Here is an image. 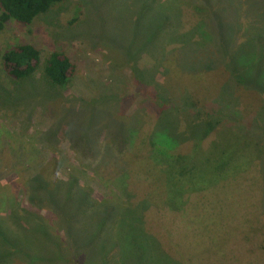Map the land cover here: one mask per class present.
<instances>
[{
	"label": "rangeland",
	"instance_id": "rangeland-1",
	"mask_svg": "<svg viewBox=\"0 0 264 264\" xmlns=\"http://www.w3.org/2000/svg\"><path fill=\"white\" fill-rule=\"evenodd\" d=\"M18 43L37 48L42 63L51 52L65 54L75 75L64 87L52 86L41 68L11 80L1 56ZM205 46L228 74L206 117L195 115L187 92L170 99L164 86L167 76V85L202 95L220 81L222 72L166 69L169 53ZM238 86L261 99L250 125ZM222 128L230 130L218 136ZM232 130L264 146V0H65L29 27L8 23L0 31V183L15 197L0 199V237L20 253H0V264H264V154L236 176L210 181L244 142ZM213 140L225 145L217 163L203 160L190 181L179 178L186 184L175 209L154 205L177 190L164 184L177 171L163 175L154 164L191 165L190 157L164 161L154 145L187 156ZM50 159L59 164L58 211L43 190L25 186ZM84 184L97 204L79 191ZM30 207L50 229L34 233L24 219L16 228L5 218Z\"/></svg>",
	"mask_w": 264,
	"mask_h": 264
},
{
	"label": "trees",
	"instance_id": "trees-1",
	"mask_svg": "<svg viewBox=\"0 0 264 264\" xmlns=\"http://www.w3.org/2000/svg\"><path fill=\"white\" fill-rule=\"evenodd\" d=\"M64 1L65 0H0V31L5 29L6 25L10 22L16 23L21 27H29L39 16L48 13L51 9L60 5ZM187 6H190V8L193 7L191 8L192 11H194L198 16L199 14H201L200 17L205 16V14L207 13V11L202 7H197L193 4H189ZM186 58L187 60H185ZM179 59L183 62L184 65L180 64ZM164 62L166 63V69H169L168 73L171 72L174 67L179 68L180 71H188L187 73H193L198 70V72L209 74V76L219 74L220 72L223 73L224 77L218 82L215 81V83L211 87H208L207 92L202 91V95L197 94L192 88L188 89L187 87L183 91H181L179 88H177V86L174 85L173 82L172 84L167 85L166 81L167 79L169 80V78L167 76V79L165 78L166 80L164 86L166 89H164L167 91L170 99H172L173 97H180L181 94L187 92V94L191 98L192 104L197 108V110H199V112H197L195 115L206 117V114L209 112V105L216 101L221 95L222 87L225 85L228 76L227 72L223 70V67L221 68L218 57L215 55L210 46L199 48L194 51L193 54L191 53L190 55L175 50L164 57ZM1 64L4 74L13 81H21L27 79L28 77L33 75L39 68H41V71L45 78H47L49 83L55 87H64L76 73L75 65L65 54L56 51L51 52L42 63L40 51L33 45L26 43H18L15 46L4 51L1 56ZM213 86H215L216 89L214 91H211L212 93L207 94L210 92ZM234 92L236 96L240 99L243 117H245V119L248 121V124L250 125L252 120L251 117H254V113L261 104V99L257 92V94H255L253 91H243L241 86L235 87ZM189 128H191V125L188 126L187 130ZM224 129L225 128H222V131L218 133V136L223 134V132L230 130ZM230 132H235L239 134L238 137L241 138L244 142L242 143V146H240L241 148H239L237 144V147L234 150V154L232 155L230 161L226 163L218 162L219 169L215 168L211 171L210 181L212 184V181L221 182V180H223L224 178L236 176L244 170L242 164L247 162L248 164H250L251 162L261 158V156L264 154L263 144L259 143L254 138L248 137L243 133L236 132L234 130ZM214 141L215 140H213L206 149H203L201 146L195 145V150H193L190 155L187 153V156H181L180 154H175L174 152L160 145H154L152 151L155 150L157 151V154L163 155L164 161H170L173 163L175 160H185L189 157V161H191V165L184 171L182 168L176 169L173 167H160V163L156 160V166L154 164V167H157L156 169H161L163 175L166 173V171H168L169 173L177 171V174H175V180L171 181L169 178L164 182V184L172 183L174 186H176L177 190L176 196H173V200H168V202L167 200L161 202H158V200H156L155 203L153 202L154 205L160 207L168 206V210L175 209V207L172 206L175 204L176 201L182 200L181 197L184 193L182 188L186 184V181L183 182L179 178L188 177V180L190 181V179H192V175L194 174L193 172H196V167L203 160L216 161L217 163V160L220 157L221 152L224 150L225 145L223 144L221 146H216L214 144ZM58 168L59 164L57 160L50 159L47 164L41 166L37 173V177H33V179H29L27 181L25 180V186L27 188H31L35 185L36 191L43 190L45 192L44 199H46L47 202L51 204V207L54 210L56 209L57 211L58 209L56 208V205L58 201L56 200V191L57 185L60 183V180H58V178L56 177ZM127 173L130 174L129 171H127ZM147 174L148 178L153 174L156 175V173ZM18 177L20 176L18 175L17 178ZM152 181L153 180H151V184ZM13 189L14 187L10 183H0V199L2 203L8 204L11 198L14 199L15 194L14 192H12ZM79 191L83 193L85 200L87 198L91 200L92 205L98 203L93 200V190H91L85 184L80 185ZM35 192L32 196L31 194H29V196L35 198L36 195H39ZM42 199L43 197L40 195V197H37L36 200L40 201ZM28 200L31 201V198H29ZM116 202L120 204V207H124L122 206L123 203L118 200L111 201L109 203H113L111 204L112 206L117 205L118 207V204ZM82 203H85V201H83ZM104 203L107 204L108 201ZM31 205H33V202H31ZM21 210V213H23L22 215L16 214V216L13 213H8L5 218L11 220V222L16 228H20L21 219H24L27 226H30L29 230L31 232H34V230L38 228L50 229V221L45 220L44 217L40 218L37 214L38 211L36 212L32 207H30V209L23 208ZM26 210H32V213H30L29 216H26ZM36 218L42 223V226H38V223H34V221H36ZM3 219V217H0V220ZM0 253L2 255V258L4 256L5 258H9L11 256L9 255V253L19 254L20 252H15L14 247L9 252V247L4 248L3 239L0 237Z\"/></svg>",
	"mask_w": 264,
	"mask_h": 264
}]
</instances>
